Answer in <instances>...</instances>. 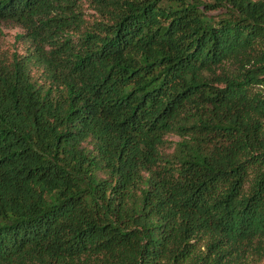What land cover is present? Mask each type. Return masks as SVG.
<instances>
[{"label":"trees","instance_id":"16d2710c","mask_svg":"<svg viewBox=\"0 0 264 264\" xmlns=\"http://www.w3.org/2000/svg\"><path fill=\"white\" fill-rule=\"evenodd\" d=\"M91 3L0 0V264L261 263L264 0Z\"/></svg>","mask_w":264,"mask_h":264},{"label":"rangeland","instance_id":"374dc122","mask_svg":"<svg viewBox=\"0 0 264 264\" xmlns=\"http://www.w3.org/2000/svg\"><path fill=\"white\" fill-rule=\"evenodd\" d=\"M83 11L88 19H93L95 10L92 7V0H81ZM25 30L13 22H2L0 24V53L5 56H12L14 53L25 54L30 42L21 37ZM38 74L40 72H37ZM171 140H178V137L172 136ZM174 147V145H173ZM173 147L169 148L173 150ZM259 264H264V259Z\"/></svg>","mask_w":264,"mask_h":264}]
</instances>
